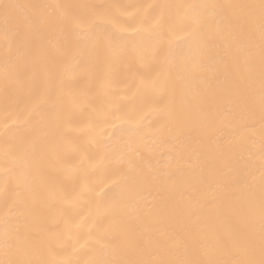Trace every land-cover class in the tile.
<instances>
[{
  "label": "snow or ice",
  "instance_id": "1",
  "mask_svg": "<svg viewBox=\"0 0 264 264\" xmlns=\"http://www.w3.org/2000/svg\"><path fill=\"white\" fill-rule=\"evenodd\" d=\"M112 7L0 0V75L28 84L0 127V264H264V0L147 4L124 23ZM77 66L89 86L66 96ZM85 119L95 151L63 188L49 165ZM149 143L188 178L146 163ZM101 170L110 179L96 191L88 177ZM85 196L108 221L100 247L89 248L90 230L73 248L87 259H54L66 244L34 226L39 206L70 220Z\"/></svg>",
  "mask_w": 264,
  "mask_h": 264
},
{
  "label": "bare ground",
  "instance_id": "2",
  "mask_svg": "<svg viewBox=\"0 0 264 264\" xmlns=\"http://www.w3.org/2000/svg\"><path fill=\"white\" fill-rule=\"evenodd\" d=\"M19 3H64V4H101V5H112L110 9L112 15L119 18L121 23L126 22L129 19L128 14H135L142 9H138V6L147 4H181V3H193L199 2V0H17ZM223 2V0H221ZM135 26V24H133ZM177 35H182V33L177 32ZM82 68L77 66L70 69L66 73V79L70 81H75L68 89H66V96L70 93H80L84 91L89 86V81L86 76H82ZM125 83L133 79L132 73L124 74ZM138 83V80L136 81ZM96 82L93 81L91 87L96 88ZM28 84L25 82L23 84H5L2 75H0V127L5 123H9V120L5 119L6 116V103H10L18 95H23L27 90ZM136 91V84H132L131 88L127 91L128 96H132L133 92ZM88 121H84L73 126V129L69 134L63 137L61 141V151L68 153L69 155L58 161L53 162L49 165V175L47 179L49 181H61L62 187L70 189L73 179L80 181L82 179V171L77 167L79 159L81 156L85 155L87 150L89 152L95 151V146L91 143V137L87 131H79L87 125ZM111 129L108 130L110 132ZM105 132V135H108ZM226 132V129L224 130ZM224 132H216L217 136L224 134ZM12 135L16 136L18 139H23L26 134V128L23 125H18L13 127L11 130ZM79 147L81 152L79 155L73 157L71 155L73 147ZM4 143L3 135L0 134V169H2L4 164ZM167 151V146L159 143L152 144L149 143L147 147L143 149V156L146 163L152 165H157L163 167L168 164L170 169L175 170L176 178L178 182L183 181L188 178L186 173H182L180 170L185 168L186 165L183 161H178L175 158L171 159L169 164V156H162L161 153ZM99 159V156H96ZM109 177L103 174V170L95 174H91L88 180L91 184L98 186L96 191H100L109 182ZM11 196V193L9 194ZM4 195H3V185L0 183V215H3L4 211ZM39 214L36 217L35 227L46 228L49 234H60V244H66L63 251L58 252L53 258L57 260L72 259L75 260L79 258L81 262L87 259L91 252L85 251L78 255L73 254V248L77 247L78 244L83 243L86 234L91 230L92 239L89 242V248H99L100 245L96 243V237L100 236L106 228L109 227L108 221L105 220L103 223H98V214L96 212L95 200L85 196L79 203V205L73 210L71 219L62 217L61 209L59 206H53L48 208L46 206H39ZM83 218V219H82ZM80 223L82 227L79 231L76 229V224ZM105 240H101V243H105Z\"/></svg>",
  "mask_w": 264,
  "mask_h": 264
}]
</instances>
